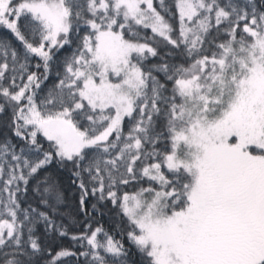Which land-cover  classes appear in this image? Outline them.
<instances>
[{
  "label": "snow or ice",
  "instance_id": "snow-or-ice-1",
  "mask_svg": "<svg viewBox=\"0 0 264 264\" xmlns=\"http://www.w3.org/2000/svg\"><path fill=\"white\" fill-rule=\"evenodd\" d=\"M0 264H264V0H0Z\"/></svg>",
  "mask_w": 264,
  "mask_h": 264
},
{
  "label": "trees",
  "instance_id": "trees-1",
  "mask_svg": "<svg viewBox=\"0 0 264 264\" xmlns=\"http://www.w3.org/2000/svg\"><path fill=\"white\" fill-rule=\"evenodd\" d=\"M3 34V30H0V35H2Z\"/></svg>",
  "mask_w": 264,
  "mask_h": 264
}]
</instances>
